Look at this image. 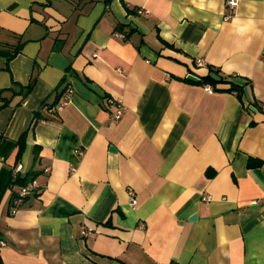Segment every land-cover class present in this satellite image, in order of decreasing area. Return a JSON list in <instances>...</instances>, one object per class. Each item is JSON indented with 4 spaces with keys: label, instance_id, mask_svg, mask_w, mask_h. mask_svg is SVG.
Listing matches in <instances>:
<instances>
[{
    "label": "crops",
    "instance_id": "crops-1",
    "mask_svg": "<svg viewBox=\"0 0 264 264\" xmlns=\"http://www.w3.org/2000/svg\"><path fill=\"white\" fill-rule=\"evenodd\" d=\"M1 242V264H264V0H0Z\"/></svg>",
    "mask_w": 264,
    "mask_h": 264
},
{
    "label": "trees",
    "instance_id": "trees-1",
    "mask_svg": "<svg viewBox=\"0 0 264 264\" xmlns=\"http://www.w3.org/2000/svg\"><path fill=\"white\" fill-rule=\"evenodd\" d=\"M210 72H215L216 74H219V71H218L216 68H213L212 66L209 65V66H208V74H206L205 76H202V77H201V80L198 81V82H196V83L212 84L213 86L216 85L217 82H215V81L209 76V73H210ZM219 76H221V75H219ZM221 79H222V80H221L219 83H221V82H222V83H225V82H226V80H225L224 77L221 76ZM33 83H34V80L30 81V82H29L27 85H25V86H23V85H21V84H18V83H16V82H12V85H15V86H18V87H19L20 91L22 92V93H21V96L23 97L24 95H26V94L31 90ZM247 83H248V80H247ZM10 89L14 90L12 87H11ZM213 90H214V91L235 92V93L237 94V96L242 100V97L245 96V90H247V89H246V84H237V83L230 82L228 88H221V89H219V88L213 87ZM59 96H60V94H57L56 97H55V100H54L51 104L43 103V107H46V106H47L48 108H50L51 106L55 105V103L57 102ZM252 100H253V102H252ZM6 102H7L6 100H3V104H6ZM250 103H252L253 106H255L257 109H259V107L257 106V104H256V102H255L253 96H252V98H251ZM35 117H36V118L39 117V114H38L37 112L35 113ZM22 139H23V137H21L20 140H19V146H20L19 150L21 149V146H22V141H23ZM19 152H20V151H19ZM36 173H37V172L34 171V170H29V171L26 172V174L23 175V176H20V175L18 174V175L16 176L15 179H17L18 182H21V185H22V187H23V186H26V185L28 184L27 182H29V181L31 182V181L34 180V178H35V176H36ZM30 182H29V183H30ZM15 198H17V194H15V195L13 196V198H12V205H13V206H14V200H15ZM24 198H25V197H24ZM24 198H23V199H24ZM0 264H1V261H0Z\"/></svg>",
    "mask_w": 264,
    "mask_h": 264
},
{
    "label": "built area",
    "instance_id": "built-area-1",
    "mask_svg": "<svg viewBox=\"0 0 264 264\" xmlns=\"http://www.w3.org/2000/svg\"><path fill=\"white\" fill-rule=\"evenodd\" d=\"M226 5H227V7H228L231 11H233V10L235 9L236 5H237V0H226ZM143 11H144V10H141V9L138 10L139 13H141V12H143ZM144 12H145V11H144ZM115 35H116L117 37H119V38H124V37H125V34L122 33V32H116ZM196 65H197L198 67H202V66L205 65V62H204L202 59H198V60L196 61ZM206 89H207L208 91H211L209 85H206ZM71 92H72L71 88L66 89V92L64 93V96L62 97L63 100H62V101L60 100V101L56 104V109H57V110H59V109L61 108L62 104L65 103V101L67 100V98L69 97V95L71 94ZM110 103H111V104H114V102H113L112 100H110ZM124 109H125L124 106H122V105H120V104L116 105V107H115V111H114V113L112 114V119H114V120L119 119V118L121 117V114H122V112H123ZM79 153L82 154V152H79ZM71 169L73 170V168H71ZM21 170H22V165H21L20 163L16 164V165L13 167V170H12V175H13V177H16V176L18 175V173H19ZM34 186H35L34 181H31V182L28 183L26 186H23V187H21V188L19 189V191H18V193H17V198H15V200H14V208L12 209L13 212L15 211L16 207H18V206L22 203L23 198H24L25 196L29 195V194L32 192ZM129 195H130V204H131V205L136 204V198H135V196H134V192H133L132 190L129 191ZM205 199L208 200V199H209V196H206ZM82 233H83L84 235H89L90 232L86 230V231H83ZM3 244H4L3 242L0 243V245H3Z\"/></svg>",
    "mask_w": 264,
    "mask_h": 264
},
{
    "label": "water",
    "instance_id": "water-1",
    "mask_svg": "<svg viewBox=\"0 0 264 264\" xmlns=\"http://www.w3.org/2000/svg\"><path fill=\"white\" fill-rule=\"evenodd\" d=\"M209 76H210L215 82H220V81H221V77H220L219 75H217L215 72H210V73H209ZM187 78H188V79H191V80H194V81L199 80L198 77H196V76H194V75H191V74H188V75H187ZM245 96H246V99H247L248 101H250L249 93L247 92V90H245ZM250 108L253 109V110H255V108H254L252 105H250ZM110 149L113 150L114 148H113L112 146H110ZM191 219H195V215H193V216L191 217Z\"/></svg>",
    "mask_w": 264,
    "mask_h": 264
}]
</instances>
